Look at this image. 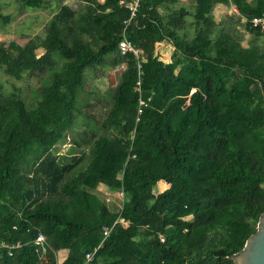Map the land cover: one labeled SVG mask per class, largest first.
I'll return each mask as SVG.
<instances>
[{
  "label": "trees",
  "instance_id": "obj_1",
  "mask_svg": "<svg viewBox=\"0 0 264 264\" xmlns=\"http://www.w3.org/2000/svg\"><path fill=\"white\" fill-rule=\"evenodd\" d=\"M15 1L39 10L48 0ZM121 1L132 0H84L70 44L61 32L75 12L65 6L43 37L0 47V69L14 80L63 61L31 105L0 86V264H85L94 250L86 264H233L256 231L264 37L250 21L264 15V0H192V11L142 0L128 25ZM218 5L235 12L215 23ZM123 36L137 57L120 55ZM163 41L173 47L168 63L156 54ZM106 58L122 67L111 106L68 165L53 149L73 127L85 74ZM99 190L122 191L121 208L110 210Z\"/></svg>",
  "mask_w": 264,
  "mask_h": 264
},
{
  "label": "rangeland",
  "instance_id": "obj_2",
  "mask_svg": "<svg viewBox=\"0 0 264 264\" xmlns=\"http://www.w3.org/2000/svg\"><path fill=\"white\" fill-rule=\"evenodd\" d=\"M192 4V0H179L174 8L183 7L192 11ZM45 5L39 10H29L21 9L15 0H0V47H6L9 43H13L17 48H20L31 40L43 37L50 20L65 6L75 12L73 20L68 23V27L71 28L70 31L62 30L61 32L63 38L70 44L74 34H78L77 25L80 24L78 17L84 6V0H48ZM233 12L235 10L232 8L218 5L213 10V21L218 23ZM243 22L242 20L241 24ZM59 28H63V25H59ZM238 29L244 36L242 44L245 46L249 35L239 27ZM191 33L188 34V37L191 36ZM158 46L156 47V54L159 60L170 62L173 52L170 42L165 41L162 46ZM13 53H16V49L13 50ZM37 53L40 54L41 51L38 50ZM62 63L63 61L59 58L52 60L51 68L31 72L24 75L21 80L7 77L0 69V86L3 88V95L8 97L11 93H16L26 104L35 103L37 94L51 78L52 71H57ZM110 63V59L106 58L104 65L85 74L82 89L78 93L77 113L73 127L65 139L53 149V153L60 158H65L64 162L68 165L87 153L86 140L89 137L93 138L96 128L111 106V95L118 82L122 67L110 68ZM87 143L89 144V141ZM97 194L105 200L102 190L97 191ZM109 199V202H105L106 206L110 210H117L120 207L119 200L112 196ZM63 254L65 253L61 252L59 258L63 257Z\"/></svg>",
  "mask_w": 264,
  "mask_h": 264
},
{
  "label": "built area",
  "instance_id": "obj_3",
  "mask_svg": "<svg viewBox=\"0 0 264 264\" xmlns=\"http://www.w3.org/2000/svg\"><path fill=\"white\" fill-rule=\"evenodd\" d=\"M141 1L142 0H132V1L126 2V3L123 1H121L119 3L120 5L124 6V8L127 9L129 14H130L128 21L124 22L125 25H128L130 20L135 17L137 9L139 7V3ZM250 24H251L252 28L257 29L260 32V34L264 37V15L252 18L250 21ZM118 51H119L120 55H125L127 53H132L135 57H137L139 55V51L136 50L132 46V44L124 36H123V39L118 43ZM137 68L139 70V68H140L139 64H138ZM135 90L137 92L139 91V83L138 82L136 83ZM138 105H139V107L137 110V114H140L141 106L144 105V102L142 100H139ZM102 194L105 196L104 202H109L110 201L109 198L111 196L118 199L120 202L119 208H121V204H122L123 199H124V195H123L122 191H114V192L104 191V192H102ZM116 223H119L120 225H126V223L123 221V219H118ZM108 233H109V229L104 228L103 229V235L107 236ZM160 241L161 242L163 241V238L161 236H160ZM33 244H34V246L42 247L45 244L44 237L42 235H38ZM19 247H20L19 243H16V244L10 246L9 247V256H11V253H10L11 250L19 248ZM94 252H95V250L92 253H88L85 255V264L92 260Z\"/></svg>",
  "mask_w": 264,
  "mask_h": 264
},
{
  "label": "water",
  "instance_id": "obj_4",
  "mask_svg": "<svg viewBox=\"0 0 264 264\" xmlns=\"http://www.w3.org/2000/svg\"><path fill=\"white\" fill-rule=\"evenodd\" d=\"M231 260L233 264H264V212L259 216L255 233Z\"/></svg>",
  "mask_w": 264,
  "mask_h": 264
},
{
  "label": "crops",
  "instance_id": "obj_5",
  "mask_svg": "<svg viewBox=\"0 0 264 264\" xmlns=\"http://www.w3.org/2000/svg\"><path fill=\"white\" fill-rule=\"evenodd\" d=\"M164 42H165V41L159 43L158 45H159V46H162ZM159 46H158V47H159ZM161 60H162V59H161ZM162 62H164V63H168V62H165L164 60H162ZM158 185H159V186H158V189H159V190H164V189L167 188V185L164 184V183H159ZM162 187H164V188H162ZM63 253H64V252H63ZM63 255H64V254H63Z\"/></svg>",
  "mask_w": 264,
  "mask_h": 264
}]
</instances>
